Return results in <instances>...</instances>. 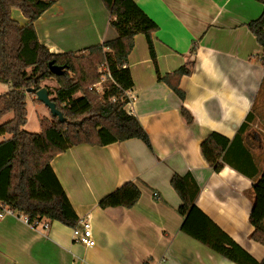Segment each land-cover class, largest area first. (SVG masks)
<instances>
[{
	"label": "crops",
	"instance_id": "obj_1",
	"mask_svg": "<svg viewBox=\"0 0 264 264\" xmlns=\"http://www.w3.org/2000/svg\"><path fill=\"white\" fill-rule=\"evenodd\" d=\"M135 1L159 26L153 41L160 76L183 65L190 68L180 80L184 99L158 79L146 36L136 35L128 58L134 86L127 93L134 99L125 108L148 132L152 149L138 138L103 146L82 143L50 162L74 213L79 219L90 216L96 244L74 241L72 227L59 221L34 227L5 215L0 218V264H238L208 246L207 238L220 230L256 260L264 259V245L250 237L253 180L244 174L264 168V48L248 27L262 13L264 0ZM12 17L28 22L16 7ZM35 27L52 53L118 37L102 0H57ZM9 89L0 82V94ZM28 96L36 102L35 95ZM182 106L191 112V124ZM249 112L261 138L233 142ZM39 117L50 118L45 112ZM212 133L228 148L219 172L201 149ZM187 173L201 190L196 208L184 217L171 178ZM128 181L141 189L134 207L100 205Z\"/></svg>",
	"mask_w": 264,
	"mask_h": 264
},
{
	"label": "trees",
	"instance_id": "obj_2",
	"mask_svg": "<svg viewBox=\"0 0 264 264\" xmlns=\"http://www.w3.org/2000/svg\"><path fill=\"white\" fill-rule=\"evenodd\" d=\"M56 1L0 0V82L10 85L7 92L0 94V120L13 115L0 123V137L11 135L0 141V201L14 212L26 215L30 222L59 221L74 227L79 217L50 167L53 158L74 145L103 146L131 138L141 139L152 149L148 132L138 117L125 108L129 102L126 93L134 86L128 58L136 35L146 36L158 79L166 82L182 99L185 93L180 89V80L190 75L191 70L183 65L173 73L160 76L153 41V33L159 26L135 0H102L110 23L118 32L116 39L79 51L50 52L38 37L35 21ZM14 7L21 10L28 22L21 24L12 17ZM248 27L264 48V8ZM52 60L67 67L63 75L51 72ZM261 61L264 63V56ZM102 63L107 65L111 79L101 81L102 74L96 68ZM51 79L56 80L58 86L46 87L65 121L51 114V118L40 119V132H30L24 128L28 122L27 97L35 95L43 87L42 83ZM100 81L102 91L90 89L91 84ZM29 89L34 90L28 92ZM77 93L81 95L76 97ZM35 101L42 103L37 98ZM181 113L188 124L194 121L186 107H181ZM254 119L255 114L249 112L233 142L239 137L242 141L261 138L260 131L251 125ZM222 139L225 140L212 133L201 143L203 155L217 172L225 166L223 160L228 149ZM243 146L251 153L247 144ZM244 174L253 180L250 222L254 228L250 237L264 245V168ZM171 184L183 200L178 212L186 217L190 209L196 208L200 186L191 173L174 174ZM140 196L138 184L128 181L105 196L100 205L132 208ZM206 242L238 264H264V259L256 260L222 230L209 236Z\"/></svg>",
	"mask_w": 264,
	"mask_h": 264
},
{
	"label": "built area",
	"instance_id": "obj_3",
	"mask_svg": "<svg viewBox=\"0 0 264 264\" xmlns=\"http://www.w3.org/2000/svg\"><path fill=\"white\" fill-rule=\"evenodd\" d=\"M99 72L103 74L102 81L111 79V74L106 64L103 65V69H99ZM99 84H101V90H102V83L100 82ZM126 95L128 97L129 100L128 104H129L132 102L134 97L130 93H126ZM155 196L156 198H158V193H155ZM5 215H17L21 217L26 223L34 227H37L38 225H42L44 228L49 227L48 221L41 220V221L30 222L29 218L26 215H22L14 212L10 207L4 205L0 201V218L4 217ZM72 237L74 241L79 242L85 245L86 247H92L96 244L97 241L94 236L93 225L90 216L87 215L86 217L80 218L76 226L72 227Z\"/></svg>",
	"mask_w": 264,
	"mask_h": 264
},
{
	"label": "rangeland",
	"instance_id": "obj_4",
	"mask_svg": "<svg viewBox=\"0 0 264 264\" xmlns=\"http://www.w3.org/2000/svg\"><path fill=\"white\" fill-rule=\"evenodd\" d=\"M103 65H104L103 63L98 64L96 70L99 72V69H103ZM71 75H73V74L71 73ZM75 77H76V75H75ZM101 79H103V76L101 77ZM45 82H43L42 85L43 86L47 85V86L51 87L52 89L55 88L56 86H58L56 80H54V79L46 80ZM99 83L91 84L90 89H95L96 91H102L101 90V84H99ZM79 95H81V93H77L75 96L77 97ZM35 97H36V95H35ZM27 103H28V109H29V122L27 125V130L30 132L38 133L41 129L39 114H43V112H45V114L49 115L51 118L50 110L45 104L32 101V98L30 96H28V98H27ZM11 117H12V113L4 116L0 120V122L7 121ZM34 130H38V131H34Z\"/></svg>",
	"mask_w": 264,
	"mask_h": 264
},
{
	"label": "water",
	"instance_id": "obj_5",
	"mask_svg": "<svg viewBox=\"0 0 264 264\" xmlns=\"http://www.w3.org/2000/svg\"><path fill=\"white\" fill-rule=\"evenodd\" d=\"M49 68L52 73L55 75H63L67 67L65 65L56 64L54 60L50 61ZM34 89H29L28 92H33ZM36 98L45 104L50 113L53 116L59 117L60 121H65L62 111L57 107L55 101H53L50 97L49 90L46 86H43L41 89L35 92Z\"/></svg>",
	"mask_w": 264,
	"mask_h": 264
}]
</instances>
